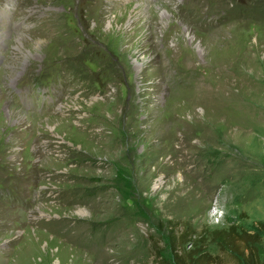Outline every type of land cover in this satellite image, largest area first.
<instances>
[{
  "label": "rangeland",
  "instance_id": "rangeland-1",
  "mask_svg": "<svg viewBox=\"0 0 264 264\" xmlns=\"http://www.w3.org/2000/svg\"><path fill=\"white\" fill-rule=\"evenodd\" d=\"M169 220L264 222V0H0V264H158Z\"/></svg>",
  "mask_w": 264,
  "mask_h": 264
},
{
  "label": "trees",
  "instance_id": "trees-1",
  "mask_svg": "<svg viewBox=\"0 0 264 264\" xmlns=\"http://www.w3.org/2000/svg\"><path fill=\"white\" fill-rule=\"evenodd\" d=\"M168 243L171 258L155 243L158 264H224L220 254H213L209 242L217 244L221 254H228L238 264H264V222L250 228L230 223L223 227L207 228L200 233L189 221H168Z\"/></svg>",
  "mask_w": 264,
  "mask_h": 264
},
{
  "label": "bare ground",
  "instance_id": "bare-ground-1",
  "mask_svg": "<svg viewBox=\"0 0 264 264\" xmlns=\"http://www.w3.org/2000/svg\"><path fill=\"white\" fill-rule=\"evenodd\" d=\"M2 36V35H1Z\"/></svg>",
  "mask_w": 264,
  "mask_h": 264
}]
</instances>
